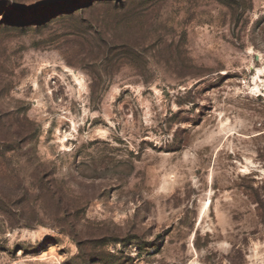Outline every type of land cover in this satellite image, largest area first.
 I'll return each instance as SVG.
<instances>
[{
  "label": "rangeland",
  "instance_id": "rangeland-1",
  "mask_svg": "<svg viewBox=\"0 0 264 264\" xmlns=\"http://www.w3.org/2000/svg\"><path fill=\"white\" fill-rule=\"evenodd\" d=\"M0 264H264V0H0Z\"/></svg>",
  "mask_w": 264,
  "mask_h": 264
}]
</instances>
